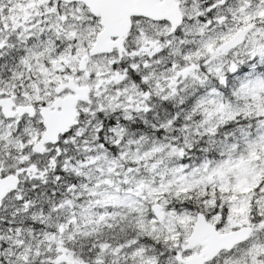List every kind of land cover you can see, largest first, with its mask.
<instances>
[{"label":"snow or ice","instance_id":"1","mask_svg":"<svg viewBox=\"0 0 264 264\" xmlns=\"http://www.w3.org/2000/svg\"><path fill=\"white\" fill-rule=\"evenodd\" d=\"M0 264H264V0H0Z\"/></svg>","mask_w":264,"mask_h":264}]
</instances>
